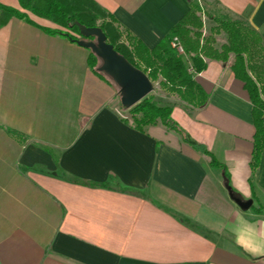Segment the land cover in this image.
<instances>
[{
	"label": "crops",
	"instance_id": "1",
	"mask_svg": "<svg viewBox=\"0 0 264 264\" xmlns=\"http://www.w3.org/2000/svg\"><path fill=\"white\" fill-rule=\"evenodd\" d=\"M93 1L148 48L189 9L188 0ZM201 1L264 36V0ZM203 23L207 36L215 23ZM38 26L17 17L0 26V264H264V151L251 176L252 107L228 61L204 58L194 79L208 100L179 99L171 116L225 165L247 210L177 131L124 123L119 90L89 68V50ZM213 36L218 49L227 41Z\"/></svg>",
	"mask_w": 264,
	"mask_h": 264
},
{
	"label": "trees",
	"instance_id": "2",
	"mask_svg": "<svg viewBox=\"0 0 264 264\" xmlns=\"http://www.w3.org/2000/svg\"><path fill=\"white\" fill-rule=\"evenodd\" d=\"M85 4L83 5V3ZM189 9L183 17L169 30V32L155 44L148 48L142 40L136 38L129 30L118 28L114 30L106 24L104 14L116 23L113 15L107 13L93 0H18L23 10H30L35 16L51 19L52 22L69 31H74L82 37L84 27H99L106 36V41L111 43L116 51L129 60L136 69L145 73L153 82L158 78L161 87L169 92H174L181 101L191 108H199L206 103L209 94L202 88L201 84L194 79V76L205 69V60L216 59L227 62L236 79L243 83L248 93L252 107L253 140L252 153L250 158L251 176L259 166L260 155L264 151V36L249 26L242 19H234L226 12L211 14L213 20L209 35H202L203 24L201 10L197 0H188ZM206 14V11H202ZM207 15V14H206ZM12 17L24 19L36 25L25 12L15 7L0 2V26L6 24ZM101 23L96 25V20ZM39 27V26H38ZM50 34H61L75 42L76 35L58 28L39 27ZM112 31V35L108 32ZM225 33L226 43L220 48L214 47V34ZM120 36L124 37L126 44H116L113 41ZM177 39L181 46L182 53L172 43ZM189 57L190 63L186 64L183 55ZM98 59L92 52L87 55L89 68L99 76L95 69ZM130 114V121L121 117V120L133 126L140 132L145 131V126L162 124L169 129L177 131L181 138L196 150L204 152L210 158V165L220 167L223 179L229 193L237 196V193L230 187V178L224 164L218 162L213 154L203 144L194 141L186 132L172 119V106L161 105L149 95L134 104L127 110ZM11 133L20 138L19 133ZM56 160V159H55Z\"/></svg>",
	"mask_w": 264,
	"mask_h": 264
},
{
	"label": "water",
	"instance_id": "3",
	"mask_svg": "<svg viewBox=\"0 0 264 264\" xmlns=\"http://www.w3.org/2000/svg\"><path fill=\"white\" fill-rule=\"evenodd\" d=\"M82 37H93L92 40L76 39L75 42L86 47L101 61L99 70H103L111 79L120 86L119 98L121 106L129 109L138 103L154 89V83L139 69L119 54L114 46L106 41L104 32L99 27H84ZM240 208L247 210L250 207L251 199L241 200L232 196Z\"/></svg>",
	"mask_w": 264,
	"mask_h": 264
},
{
	"label": "rangeland",
	"instance_id": "4",
	"mask_svg": "<svg viewBox=\"0 0 264 264\" xmlns=\"http://www.w3.org/2000/svg\"><path fill=\"white\" fill-rule=\"evenodd\" d=\"M196 1V0H195ZM197 2H198V4H199V6H200V9H202L201 10V13H200V15H201V19H202V23H203V20H208L210 17H209V15H211V14H217L218 12H219V10L215 7V5H213V7L215 8V9H213V7L212 8H209V9H207L206 7H205V5L202 3V1L201 0H197ZM85 4V2L83 3V5ZM20 11H22L23 12V9L21 8V9H19ZM27 10V9H26ZM25 10V11H26ZM202 11H206V14H204V12H202ZM27 12H28V14L27 15H34L30 10H27ZM104 20H105V22H106V24H108L113 30H114V28H118L117 26H116V24L114 23V22H112L111 20H110V18L106 15V14H104ZM99 23H101V19H99L98 18V20H96V25H98ZM50 29H55V28H58V29H60V30H64V31H67V32H69V33H72V34H74V35H76V38L77 39H85V40H92V41H94L95 40V38H93V37H90V38H86V37H81V36H78L74 31H72V30H68V29H65V28H63V27H61V26H59V25H57V24H52L51 25V27H49ZM113 30H110V28H108V32L110 33V35H112V31ZM118 30L119 31H121V29L120 28H118ZM221 33V32H220ZM214 37V36H213ZM113 41H115V43L116 44H120L121 42H123L124 44H126V42L124 41V37L123 36H120L119 38H116V39H114ZM127 45V44H126ZM89 50V49H88ZM89 52H91L90 50H89ZM88 52V53H89ZM93 53V52H92ZM95 56V55H94ZM98 59V58H97ZM183 60L185 61V63L186 64H188V58L186 57V55L184 54L183 55ZM100 65H101V61L98 59V61H97V63H96V67H95V69L97 70V71H99V73H101L102 75H103V77L104 78H106V80H108L111 84H113L114 85V88L116 87V89L117 90H119L120 89V86L118 85V84H116L112 79H111V77L108 75V74H106L103 70H99V67H100ZM158 80H159V78L156 80V81H153V83H154V89H153V91L152 92H150L148 95L149 96H151V97H153L154 99H155V101L157 102V103H159V104H161V105H173V104H175V102L177 101V100H179L180 98L178 97V95H176L174 92H169V91H167L165 88H163V87H161L160 86V84H159V82H158ZM117 98H118V100H119V112H120V114H121V116L123 117V118H126L128 121H130V114H129V112L127 111L128 109H125V108H123L122 106H121V103H120V98H119V93L117 94ZM159 124V123H158ZM154 125H156V124H154ZM148 126H152V125H147V126H145V128L146 127H148Z\"/></svg>",
	"mask_w": 264,
	"mask_h": 264
},
{
	"label": "built area",
	"instance_id": "5",
	"mask_svg": "<svg viewBox=\"0 0 264 264\" xmlns=\"http://www.w3.org/2000/svg\"><path fill=\"white\" fill-rule=\"evenodd\" d=\"M173 46H175L179 53H182L181 46L178 44L177 39L172 43Z\"/></svg>",
	"mask_w": 264,
	"mask_h": 264
},
{
	"label": "flooded vegetation",
	"instance_id": "6",
	"mask_svg": "<svg viewBox=\"0 0 264 264\" xmlns=\"http://www.w3.org/2000/svg\"><path fill=\"white\" fill-rule=\"evenodd\" d=\"M87 38V37H86Z\"/></svg>",
	"mask_w": 264,
	"mask_h": 264
}]
</instances>
